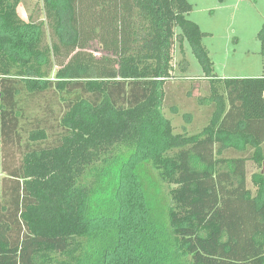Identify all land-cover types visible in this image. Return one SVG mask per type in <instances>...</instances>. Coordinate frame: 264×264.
Segmentation results:
<instances>
[{
  "label": "trees",
  "instance_id": "obj_1",
  "mask_svg": "<svg viewBox=\"0 0 264 264\" xmlns=\"http://www.w3.org/2000/svg\"><path fill=\"white\" fill-rule=\"evenodd\" d=\"M43 2L0 0V264H264V76L214 74L189 0ZM185 40L208 92L181 134Z\"/></svg>",
  "mask_w": 264,
  "mask_h": 264
},
{
  "label": "rangeland",
  "instance_id": "obj_2",
  "mask_svg": "<svg viewBox=\"0 0 264 264\" xmlns=\"http://www.w3.org/2000/svg\"><path fill=\"white\" fill-rule=\"evenodd\" d=\"M21 1L18 13L24 21H29L30 17L36 22L45 21L44 0ZM189 1L193 11L188 19L208 34L203 44L214 64V74L226 78L263 76L264 56L259 32L264 24V0ZM180 33L177 29V35ZM184 60L187 63H183ZM172 65L174 73L167 85L172 100L165 105L164 114L172 121L175 133L200 132L205 120L201 100L207 96L208 85L202 76L203 67L186 40L183 44L175 43ZM185 65L186 71H183ZM3 179L0 131V198ZM158 190L155 186L153 193Z\"/></svg>",
  "mask_w": 264,
  "mask_h": 264
},
{
  "label": "crops",
  "instance_id": "obj_3",
  "mask_svg": "<svg viewBox=\"0 0 264 264\" xmlns=\"http://www.w3.org/2000/svg\"><path fill=\"white\" fill-rule=\"evenodd\" d=\"M216 76H218L219 78H222V79H231V78H226V77H223V76H219L217 74H215ZM264 76V75H263ZM262 77V76H261ZM248 168H249V171L251 173L255 172L256 171V167L254 166V164L252 162H249L248 163Z\"/></svg>",
  "mask_w": 264,
  "mask_h": 264
}]
</instances>
